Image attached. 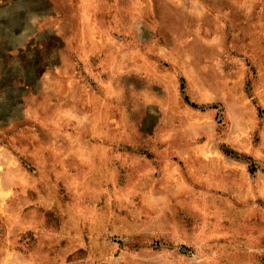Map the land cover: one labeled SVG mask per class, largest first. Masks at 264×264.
<instances>
[{
  "label": "rangeland",
  "instance_id": "1",
  "mask_svg": "<svg viewBox=\"0 0 264 264\" xmlns=\"http://www.w3.org/2000/svg\"><path fill=\"white\" fill-rule=\"evenodd\" d=\"M0 264H264V0H0Z\"/></svg>",
  "mask_w": 264,
  "mask_h": 264
}]
</instances>
